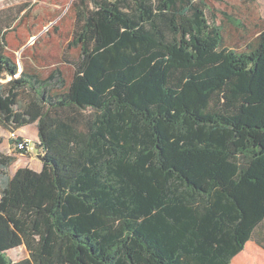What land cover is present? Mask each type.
Instances as JSON below:
<instances>
[{"label":"trees","instance_id":"trees-1","mask_svg":"<svg viewBox=\"0 0 264 264\" xmlns=\"http://www.w3.org/2000/svg\"><path fill=\"white\" fill-rule=\"evenodd\" d=\"M71 9L78 58L18 77L0 15V129L43 158L0 152V264H231L264 223V25L240 49L209 0Z\"/></svg>","mask_w":264,"mask_h":264},{"label":"rangeland","instance_id":"rangeland-1","mask_svg":"<svg viewBox=\"0 0 264 264\" xmlns=\"http://www.w3.org/2000/svg\"><path fill=\"white\" fill-rule=\"evenodd\" d=\"M74 2L75 0H0L1 17L16 20L8 30L7 41L9 52L16 59L20 72L25 65L35 66L41 72H46L51 68V64L66 67V61L78 58L79 51L69 48L74 31V15L71 9ZM209 3L217 15L218 24L224 26L228 44L232 47L240 44V49H243L244 46L238 41L241 32L223 13L241 19L249 25L252 20L257 19L258 14L264 16V0H209ZM207 17L211 21L210 13H207ZM197 23L203 24L198 18ZM35 54L39 57L38 61L33 59ZM0 82L5 83L6 80ZM29 129L23 133V139L29 143L32 150L24 155H18L15 145L9 144L10 133L0 129V152L18 155V162L11 169L13 172L20 168L36 170L41 165L38 157L41 151L38 142L29 139V136H32ZM263 235L264 223L250 243L254 249L261 250L259 244ZM248 253L252 257V264H264V254L261 251L255 253L250 248ZM8 256L13 261H20L28 257V253L21 248L8 252Z\"/></svg>","mask_w":264,"mask_h":264},{"label":"crops","instance_id":"crops-1","mask_svg":"<svg viewBox=\"0 0 264 264\" xmlns=\"http://www.w3.org/2000/svg\"><path fill=\"white\" fill-rule=\"evenodd\" d=\"M241 22L244 23L245 27H241V28L237 29V30H239V32H241L240 35L238 36V41H240L241 44L245 47V45L247 43H249L250 41H252L253 39H255L259 35L260 32H259V29H257V27H262L264 25V16L262 14H258L257 19L252 20L251 24H249V25L247 23H245L243 20H241ZM254 30H255V32L253 33ZM246 32H248V33H246ZM245 39H247L246 42H244ZM28 129L30 130V134L32 135V136H29V139H32L35 142H38L39 139H38V131H37L36 126L25 127L23 129L17 131L16 133L21 138H23V133L28 131ZM9 144H11L10 140H9ZM28 147H29V151H31L32 148L30 147L29 143H28ZM10 155H12V154H10ZM42 168H43V163L41 162V165L39 166V169H36L35 171L40 172L42 170ZM16 171H14V172L12 171V174H14ZM250 243H252V241L248 242V244L246 245L245 250L242 253H240L238 256H236L233 259L231 264H252V260H251L252 257H250V254L248 253V250L250 248L255 253H258V252L261 251L264 254V249H262V248H260L261 250H258V248L254 249L253 246L250 245Z\"/></svg>","mask_w":264,"mask_h":264},{"label":"built area","instance_id":"built-area-1","mask_svg":"<svg viewBox=\"0 0 264 264\" xmlns=\"http://www.w3.org/2000/svg\"><path fill=\"white\" fill-rule=\"evenodd\" d=\"M21 72L19 71V74L17 75L20 76ZM21 138L17 133H11L10 134V140L15 142V147L18 151H26V154L29 152V147H28V142H26L24 139L21 140Z\"/></svg>","mask_w":264,"mask_h":264},{"label":"water","instance_id":"water-1","mask_svg":"<svg viewBox=\"0 0 264 264\" xmlns=\"http://www.w3.org/2000/svg\"><path fill=\"white\" fill-rule=\"evenodd\" d=\"M38 157H39L40 161L43 162V158H42V156L39 155Z\"/></svg>","mask_w":264,"mask_h":264}]
</instances>
